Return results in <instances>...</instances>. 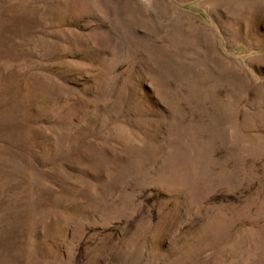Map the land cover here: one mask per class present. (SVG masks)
<instances>
[{"label": "rangeland", "instance_id": "1", "mask_svg": "<svg viewBox=\"0 0 264 264\" xmlns=\"http://www.w3.org/2000/svg\"><path fill=\"white\" fill-rule=\"evenodd\" d=\"M0 264H264V0H0Z\"/></svg>", "mask_w": 264, "mask_h": 264}]
</instances>
